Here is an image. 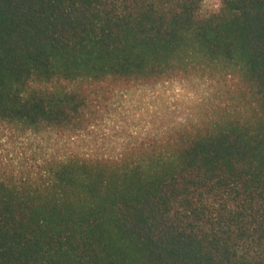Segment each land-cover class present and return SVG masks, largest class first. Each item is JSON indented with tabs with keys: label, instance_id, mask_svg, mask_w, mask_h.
<instances>
[{
	"label": "trees",
	"instance_id": "16d2710c",
	"mask_svg": "<svg viewBox=\"0 0 264 264\" xmlns=\"http://www.w3.org/2000/svg\"><path fill=\"white\" fill-rule=\"evenodd\" d=\"M0 0V130L87 131L121 91L216 86L117 157L0 170V264H264V0Z\"/></svg>",
	"mask_w": 264,
	"mask_h": 264
},
{
	"label": "rangeland",
	"instance_id": "374dc122",
	"mask_svg": "<svg viewBox=\"0 0 264 264\" xmlns=\"http://www.w3.org/2000/svg\"><path fill=\"white\" fill-rule=\"evenodd\" d=\"M218 7V0H203L202 12ZM215 90L205 81L180 80L121 91L91 128L75 136L20 135L1 129L0 170H19L49 157H117L142 140L197 121Z\"/></svg>",
	"mask_w": 264,
	"mask_h": 264
}]
</instances>
